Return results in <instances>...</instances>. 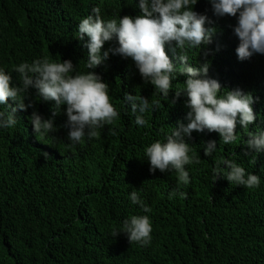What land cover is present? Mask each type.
<instances>
[{
  "label": "trees",
  "instance_id": "1",
  "mask_svg": "<svg viewBox=\"0 0 264 264\" xmlns=\"http://www.w3.org/2000/svg\"><path fill=\"white\" fill-rule=\"evenodd\" d=\"M140 0H0V68L21 85L14 66L48 56L71 60V73L94 71L109 85L111 103L120 116L113 125L98 129L99 138L72 144L66 108L53 117L55 101H44L38 90L28 89L26 111L18 110V123L0 128V264H264V152L247 146V132L264 131V54L241 61L234 32L236 17H217L210 0H198L192 10L207 15L215 28L211 44L187 48L188 64L209 63L207 77L218 80L222 90L240 89L254 97L256 120L247 131L239 123L235 143L224 145L219 133L193 131L186 142L200 157L186 166L190 184L178 185L176 173L150 171L145 149L165 141L173 129L189 123L186 93L176 96L188 77L177 73L168 98L153 96L156 89L145 82L130 57L109 54L95 69L85 67L88 42L78 36L79 22L100 7L105 20L142 15ZM157 15V14H154ZM119 47L106 42L102 51ZM165 51L179 71L181 50L176 43ZM125 93L158 99L161 105L144 114L146 126L135 123L137 114L124 102ZM16 102L9 98L0 111L9 112ZM37 112L53 119L56 131L41 140L30 117ZM110 129L115 135L110 134ZM216 142L211 156L208 142ZM47 154V156L45 155ZM220 158L259 175V188L247 189L226 178L214 181L213 168ZM224 168V165H221ZM136 191L150 213L133 204ZM177 194L171 199L170 193ZM179 192L187 193L182 199ZM131 215H148L152 221L151 243L130 244L127 235L113 237Z\"/></svg>",
  "mask_w": 264,
  "mask_h": 264
},
{
  "label": "clouds",
  "instance_id": "2",
  "mask_svg": "<svg viewBox=\"0 0 264 264\" xmlns=\"http://www.w3.org/2000/svg\"><path fill=\"white\" fill-rule=\"evenodd\" d=\"M198 0H140L139 8L142 15L133 18L124 16L119 19L105 20L101 16L100 7H93L92 14L83 18L78 25V36L81 41L85 36L88 49L85 67L95 69L103 64L109 54H119L130 57L135 62L139 73L145 82L155 86V93L162 94L165 100L173 89V79L179 74L188 79L183 87L176 88V96L186 93L189 123L180 124L179 129H173L165 141L153 142L145 149L150 171L155 173L175 172L178 185L190 184V174L186 166L199 164L198 155L193 147L186 142L182 133L191 136L193 131L219 133L224 145L235 143L238 139L236 128L241 125L245 131L256 120L252 105L255 100L251 93L240 89L222 90L221 83L207 77L209 63L200 67L188 64L187 48H201L211 44L216 33L215 28L205 27L206 22L212 23L207 15H201L192 10ZM214 14L217 17L238 14V25L234 28L239 38L236 54L241 61L249 60L254 54H264V0H210ZM157 14V15H154ZM118 40L119 47L102 51L106 42ZM176 43L181 50L180 60L183 62L177 72L165 51L166 44ZM71 60L62 62L43 58L33 62H22L14 66L13 72L19 74L21 85L13 86V76L0 68V105L8 103L9 98L16 102L7 113L0 111V128H12L18 123L16 112L26 111L32 104H26L25 99L30 87L38 90V96L44 101H55L53 117L60 113L62 105H67L68 140L72 144L81 143L85 137L89 140L99 138L98 129L113 125L119 118V111L111 103L109 85L94 71L77 72ZM124 102L130 106L131 112L137 114L135 123L146 126L148 121L144 114L158 109L161 101L149 99L139 94L133 96L125 93ZM33 130L38 139L55 132L57 129L53 119H44L37 112L30 117ZM110 134L115 131L110 129ZM247 146L256 152H264V131L247 132ZM216 142H208L204 154L211 156L216 151ZM47 156V154H45ZM224 165V168L221 167ZM214 181L226 178L231 184L247 189L259 188L261 177L246 172V169L230 159L220 158L213 168ZM177 194L170 193L169 198ZM182 199L187 193L179 192ZM133 204H138L143 212L150 213L152 209L144 204L136 191L130 194ZM152 221L148 215H131L123 221L122 228L112 230L115 238L124 233L130 244L147 246L152 240Z\"/></svg>",
  "mask_w": 264,
  "mask_h": 264
}]
</instances>
